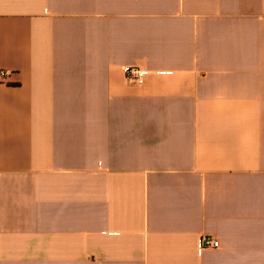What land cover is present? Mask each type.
Instances as JSON below:
<instances>
[{
  "label": "crops",
  "instance_id": "crops-1",
  "mask_svg": "<svg viewBox=\"0 0 264 264\" xmlns=\"http://www.w3.org/2000/svg\"><path fill=\"white\" fill-rule=\"evenodd\" d=\"M0 70V264H264V0H0Z\"/></svg>",
  "mask_w": 264,
  "mask_h": 264
},
{
  "label": "built area",
  "instance_id": "built-area-1",
  "mask_svg": "<svg viewBox=\"0 0 264 264\" xmlns=\"http://www.w3.org/2000/svg\"><path fill=\"white\" fill-rule=\"evenodd\" d=\"M124 72L126 81L132 85L142 84L145 80L146 74L148 73L146 70L133 65L125 66ZM7 74L8 72L0 70V76H6ZM219 243L220 242L218 240L204 235L199 240V252L202 253V251L209 246L217 247L219 246Z\"/></svg>",
  "mask_w": 264,
  "mask_h": 264
}]
</instances>
